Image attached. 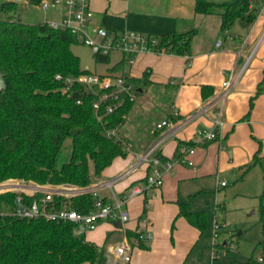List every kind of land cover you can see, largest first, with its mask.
I'll return each mask as SVG.
<instances>
[{"label":"crops","instance_id":"0c3cea01","mask_svg":"<svg viewBox=\"0 0 264 264\" xmlns=\"http://www.w3.org/2000/svg\"><path fill=\"white\" fill-rule=\"evenodd\" d=\"M260 1L252 22L237 19L230 28L222 29L219 15L195 13V0H90L94 25L114 32L133 30L155 35L196 30L187 56L145 51L135 57L131 66L124 64L123 72L129 77H140L146 68L150 70L149 79L154 85L146 87L137 95V100L155 88L161 94H167L168 99L160 109L161 117L152 119L143 129L139 122L135 123L137 103L134 102L121 128L130 137L123 136L124 142H129L134 152L142 153L160 140L167 130L166 127L157 128L156 124L169 119L173 131L161 139L157 148L164 159L172 158L179 140H194L197 144L188 156L191 164L175 163L164 174L162 185L148 199L145 213L144 197L136 195L126 204L130 215L126 223L117 226L116 222L102 221L94 230L83 233L86 240L98 246L104 244L107 233H112V241L106 245L108 264H186L195 249L204 250V245L199 242L203 232L183 216H177L178 203L187 202L190 211H201L191 209V202L199 195L214 191V184L216 186L219 177L226 176L227 171L232 173L235 183L239 182V185L224 192L223 197L227 200L241 191V195L248 198L244 209L259 205L258 196L264 189V0ZM55 14L53 19L58 16ZM114 53L119 52L111 53L110 64L122 57L119 53L120 56L111 61ZM249 55L243 73L230 90L221 110L222 124L217 129V138L206 140V143L199 141L198 133L210 128L216 117L214 108L208 111L207 116L198 113L199 108L221 90L225 73L237 71ZM164 84L169 86L165 88ZM202 85L211 88L212 92L206 97L201 94ZM251 98L253 103L248 118L242 119L249 110ZM174 110L177 115H173ZM257 150L259 162L246 168ZM133 160L134 156L129 153L114 158L92 181L114 179ZM146 168L145 164L137 166L128 175L113 180L111 190L104 188L100 194L106 199L111 191L117 195L126 194L133 185L142 184L135 181L145 176ZM225 187L227 184L221 185L217 192ZM219 207L217 204L216 208ZM221 216L215 215L214 219H221ZM223 222L226 226L225 220ZM126 230L150 233L146 242L148 248L131 246L125 235ZM122 241L131 246L128 262L122 261L113 252V247ZM204 255L205 259L210 257L205 252ZM261 256H258L257 264H264Z\"/></svg>","mask_w":264,"mask_h":264},{"label":"trees","instance_id":"16d2710c","mask_svg":"<svg viewBox=\"0 0 264 264\" xmlns=\"http://www.w3.org/2000/svg\"><path fill=\"white\" fill-rule=\"evenodd\" d=\"M261 2L195 0L194 11L203 15L217 13L221 28L226 29L237 19L252 22L257 4ZM15 5L14 0L2 2L0 13L12 11ZM195 33L196 30L191 29L149 36L156 40L153 45L156 52L164 48V53L187 56ZM75 44H82L75 34L64 27H52L45 20L23 23L0 17V72L5 80V86L0 89V182L23 179L38 183L86 185L114 158L126 156L121 131L126 119L121 118V113H128L135 101L128 102L115 114L104 116L101 122L94 114L93 95L79 93L73 97L72 93L64 90L62 81L54 78L57 73L77 76L91 71L80 64L79 55L72 49ZM92 55L95 62L105 64L104 71L99 73L118 74L123 71L124 55L111 64V53ZM149 74L150 70L146 68L140 77H130L137 85V95L154 85ZM211 92L208 85L201 86L202 96L206 97ZM76 98L81 99L80 103ZM252 103L253 98L242 119L248 118ZM115 125L120 126V137H107L105 130ZM66 137L71 138V152L65 162L57 165V156ZM196 144L194 140L177 141L172 159L181 160V148ZM158 155L164 159L159 152ZM258 162L257 150L246 168ZM148 172L147 167L145 176L135 183H143ZM14 196L12 191L0 193V264H108L105 246L111 240V232L107 233L104 244L98 246L86 240L83 233H76L75 225L70 222L20 218L11 213ZM60 201L79 212H87L93 204V198L88 194L75 195L68 200L60 198ZM258 201L262 234L258 244L264 260V189ZM178 206L177 216H183L203 232L205 213L190 211L187 202H179ZM145 211L144 206L143 213ZM125 235L131 246L148 248V239L143 232L126 230ZM226 244L227 241L213 246L225 248Z\"/></svg>","mask_w":264,"mask_h":264},{"label":"built area","instance_id":"2783aa9c","mask_svg":"<svg viewBox=\"0 0 264 264\" xmlns=\"http://www.w3.org/2000/svg\"><path fill=\"white\" fill-rule=\"evenodd\" d=\"M40 7L45 11L51 8L57 13L56 19H44L52 27H64L76 35L78 40L88 46L92 54H108L119 52L125 57V63L131 66L135 57L145 51H152L156 40L138 31L109 32L103 26L94 25V11L90 7V0H41ZM219 41L217 42V44ZM164 53V48L159 52ZM250 59L246 57L244 64L237 70H230L225 73V79L221 82V90L217 92L212 100L204 103L199 108L198 113L208 115V111L215 109L216 117L213 125L198 133L199 141L215 139L217 129L221 126V110L226 102L230 90L236 85L245 66ZM56 80L62 81L63 88L69 93L76 92L91 94L94 96L92 107L96 118L102 122V118L108 114L119 112L128 102H133L137 98V85L130 79L128 74L121 72L99 73L90 71L77 76H62L57 73L54 75ZM78 89L75 90L74 87ZM75 96V97H76ZM81 99L76 98L80 103ZM173 115H177L174 110ZM122 119H127V113H121ZM157 128L166 127L167 130L163 137L173 131L171 120H162L156 124ZM107 137H120V126L115 125L105 130ZM162 137V138H163ZM161 138V139H162ZM160 140L156 141L142 153H136L131 149L129 142H124L127 153L134 156L130 165L114 179H96L86 185H77L72 183H38L23 179H11L15 181L0 182V193L12 191L14 196V207L12 214L20 218L35 219L43 218L55 222H70L75 225L76 233H84L94 230L102 221L110 223L119 222L120 225L126 223L129 218V212L126 204L130 198L136 195H143L147 201L151 198L155 190L159 189L163 182V176L175 163L191 164L188 156L193 153V147H182L180 152L183 154L181 160L162 159L158 155V145ZM145 164L149 168L146 180L142 184H136L130 187L126 194L117 195L111 191L108 199L104 198L100 191L104 188L111 190L113 180L120 179L136 169L137 166ZM220 185H225L224 180L219 181ZM88 194L93 198L92 207L87 212H79L74 208L62 205L69 198ZM225 227V223L219 219H214L213 236L216 237L218 231ZM146 239L150 238V233H144ZM113 252L122 261L128 262L131 256V246L126 241L117 243L113 247ZM260 260H262L260 258Z\"/></svg>","mask_w":264,"mask_h":264},{"label":"rangeland","instance_id":"374dc122","mask_svg":"<svg viewBox=\"0 0 264 264\" xmlns=\"http://www.w3.org/2000/svg\"><path fill=\"white\" fill-rule=\"evenodd\" d=\"M4 1L7 0H0V5ZM220 1L224 2L226 0ZM15 2V8L12 11L0 13L1 18L20 20L23 23H36L44 19H53L56 17L55 11L51 8L44 11L39 4L32 3L29 0H18ZM214 16L218 17V14L214 13ZM209 23L211 24V22ZM72 49L79 55L80 64L82 66H87L91 71H104L105 64L95 62L88 46L84 44H75L72 46ZM119 56V53H114L111 56V61H115ZM166 97L167 94H161V91L155 88L149 92L147 96L138 98V100L136 98L137 111H135L134 120H136L135 123H140L141 129L152 119L161 117L160 109L167 104L168 99H166ZM122 129L121 131L123 133ZM123 136L125 137L128 135L123 133ZM128 138L130 137L128 136ZM71 145V138L66 137L57 156V165L68 159L71 152ZM219 178L220 179L216 182V186L214 184L212 189L214 191H210L206 195H199L198 198L196 197V199L191 202V209L196 208L205 213L206 226L202 233L201 240L199 241L200 244L204 245V250L201 248L198 250L195 249L187 259L186 264H242V262L257 264V258L262 254L261 246L258 244L262 239L259 205L251 207L248 210L244 209V205L248 198L242 196L241 191L233 196V198L229 197L226 200V198L223 197V193L231 191L234 185H239V182L235 183L230 171L226 172V176ZM10 180L11 179H7L6 181ZM219 180H224L227 187L217 192V188L221 187ZM224 202L226 206L223 204ZM217 204H219V208H216ZM215 215H222L223 218L221 216V219L226 222V226L218 231L216 237L213 236ZM224 241H227L225 248L213 246L214 243L222 244ZM204 252L207 253V256H210L208 259H205Z\"/></svg>","mask_w":264,"mask_h":264},{"label":"water","instance_id":"95a60500","mask_svg":"<svg viewBox=\"0 0 264 264\" xmlns=\"http://www.w3.org/2000/svg\"><path fill=\"white\" fill-rule=\"evenodd\" d=\"M14 1H18V0H14ZM4 86H5V80H4V77H3L2 73L0 72V89L3 88ZM72 96L75 97L76 96V92H73ZM115 224L117 226H120L119 222H116Z\"/></svg>","mask_w":264,"mask_h":264}]
</instances>
